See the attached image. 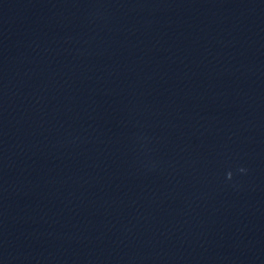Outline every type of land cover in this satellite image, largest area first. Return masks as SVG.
Wrapping results in <instances>:
<instances>
[{
    "label": "water",
    "instance_id": "1",
    "mask_svg": "<svg viewBox=\"0 0 264 264\" xmlns=\"http://www.w3.org/2000/svg\"><path fill=\"white\" fill-rule=\"evenodd\" d=\"M0 264H264V0H0Z\"/></svg>",
    "mask_w": 264,
    "mask_h": 264
},
{
    "label": "clouds",
    "instance_id": "2",
    "mask_svg": "<svg viewBox=\"0 0 264 264\" xmlns=\"http://www.w3.org/2000/svg\"><path fill=\"white\" fill-rule=\"evenodd\" d=\"M241 171H244V169H241ZM229 178H231V174H229Z\"/></svg>",
    "mask_w": 264,
    "mask_h": 264
}]
</instances>
